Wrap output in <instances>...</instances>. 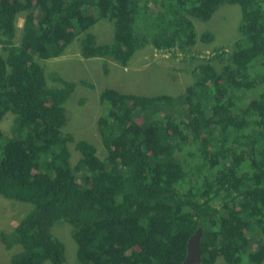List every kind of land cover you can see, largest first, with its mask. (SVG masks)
<instances>
[{
	"label": "trees",
	"instance_id": "obj_1",
	"mask_svg": "<svg viewBox=\"0 0 264 264\" xmlns=\"http://www.w3.org/2000/svg\"><path fill=\"white\" fill-rule=\"evenodd\" d=\"M225 5L241 18L220 70L202 60L176 97L104 89V153L61 130L76 84L47 76L41 61L98 19L112 23L113 39L98 45L85 34L84 59L126 68L150 47L153 65L171 48L193 60L192 47L214 38L198 39L193 20ZM68 142L79 153L73 166ZM0 197L16 214L0 232L10 264H181L197 228L199 264H241L247 254L259 264L264 248L247 250L264 236V0H0ZM62 222L77 245L70 258L52 235Z\"/></svg>",
	"mask_w": 264,
	"mask_h": 264
},
{
	"label": "rangeland",
	"instance_id": "obj_2",
	"mask_svg": "<svg viewBox=\"0 0 264 264\" xmlns=\"http://www.w3.org/2000/svg\"><path fill=\"white\" fill-rule=\"evenodd\" d=\"M241 18L240 7L238 5H225L219 7L207 22L193 20L197 37H201L207 32L213 33V41L210 45L198 42L194 47V52L198 57L179 60H163L160 57L154 58L156 64H151L149 51L152 48L147 47L146 53L141 57L136 55L129 62L128 67L123 68L120 65L112 63L110 59L95 60L84 59L80 56L81 45L79 41L72 42L67 48L66 55L55 60L41 61L46 75H59L62 79L74 82L76 87L69 99L65 102L67 111V121L61 128L65 133L73 136L74 142L86 141L97 147L100 153H104L105 149L100 144V136L96 127L98 118L103 113V106L99 105L100 93L108 88L116 90L122 94H134L137 96L157 97V96H178L184 91V88L191 83V74L198 64L206 59H212L214 67L221 69L219 61L224 60L226 53L231 52L233 42L237 35V27ZM22 21V16L16 18L17 25ZM105 19H98L96 23L87 31L95 37V44H109L114 35V26ZM19 32L17 30V36ZM84 35H81L83 37ZM224 46L223 54L217 58L219 51L215 48ZM159 55V53L155 54ZM211 61V60H209ZM51 77V76H49ZM85 81L86 84L81 83ZM48 86L59 87L49 78ZM91 85V86H89ZM9 119H6L2 127H7ZM70 151V163H76L79 153L74 148L73 142L67 143ZM0 197V232L5 231L8 222H13L16 217L14 211L9 208V203ZM52 234L61 241L68 254V258L76 256V242L70 234V225L62 222L56 226H52ZM258 236V238H260ZM259 244L264 248V237L259 239ZM258 242L255 241L251 246V252L255 253L259 249ZM10 256L0 245V264H10ZM250 257L242 258L241 264H253L249 260ZM74 257L70 263L73 264ZM50 264V263H45ZM216 264H226L222 258L218 259ZM259 264H264V257Z\"/></svg>",
	"mask_w": 264,
	"mask_h": 264
},
{
	"label": "clouds",
	"instance_id": "obj_3",
	"mask_svg": "<svg viewBox=\"0 0 264 264\" xmlns=\"http://www.w3.org/2000/svg\"><path fill=\"white\" fill-rule=\"evenodd\" d=\"M194 20H196V19H194ZM19 24L21 25V22H20ZM19 24H18V25H19ZM16 25H17V23H16ZM193 25H194V23H193ZM90 28H91V27H90ZM90 28H89V29H90ZM193 28H194V27H193ZM89 29H87V31H88ZM17 30H18V32H19L20 28L17 27ZM194 30H195V28H194ZM87 31L84 32V33H82V34H80V35H78V36L73 40V42L76 41V40L79 41V42H81V40H82V38H83V37L80 38L81 35H85V34H87V33L91 34L90 32H87ZM18 35H19V34H18ZM91 35L93 36V34H91ZM93 37H94V36H93ZM94 41H95V37H94ZM94 43H95V42H94ZM197 44H198V43H197ZM197 44H196L195 46H197ZM80 45H81V44H80ZM195 46L192 47L193 50H194V47H195ZM68 47H69V46H68ZM68 47H67V48H68ZM67 48L65 49V51H64L59 57L54 58V59H50V60H55V59L62 58L63 56H65V55H66V52H67ZM192 48H191V49H192ZM80 51H81V50H80ZM80 56H81V52H80ZM154 57H157V58L160 57V58L163 59V60H170V59L175 60V59H176L177 62H179V60H181V59H184V57L181 56V53L178 51V49H175V48H171V49H169V50H165V51H160V52H159V55H155ZM186 57H188V56H186ZM168 58H170V59H168ZM188 60H189V58H188ZM63 80H64V79H63ZM65 81H66V80H65ZM60 85H61V84H60ZM75 87H76V86H75ZM55 88L60 89V88H62V85L59 86V87H55ZM74 89H75V88H74ZM73 91H74V90H73ZM99 96H100V95H99ZM173 97H176V96H173ZM99 100H100V98H99ZM66 101H67V100H65V101L63 102V104H62V107H63L65 110H66V108H65V102H66ZM99 105H100V102H99ZM100 106H101V105H100ZM103 108H104V107H103ZM65 114H66V117H67V111H66ZM66 121H67V120H66ZM66 121H65V122H66ZM3 123H4V122H3ZM3 123H2V124H3ZM2 124H1V127H2ZM2 128H3V127H2ZM261 237H264V236L261 235ZM261 237H260V238H261ZM260 238L257 237V239H256L257 242H258V248H257V249H259V246H262V245L259 244V239H260ZM256 240H255V241H256ZM255 241L253 242V244L255 243ZM251 246H252V245H250V248L247 250L248 253L251 252ZM247 255H248V254H247ZM247 255H246V258H248Z\"/></svg>",
	"mask_w": 264,
	"mask_h": 264
},
{
	"label": "water",
	"instance_id": "obj_4",
	"mask_svg": "<svg viewBox=\"0 0 264 264\" xmlns=\"http://www.w3.org/2000/svg\"><path fill=\"white\" fill-rule=\"evenodd\" d=\"M202 236L201 228H197L196 231L187 241L186 256L181 264H199L201 263V248L200 240Z\"/></svg>",
	"mask_w": 264,
	"mask_h": 264
},
{
	"label": "crops",
	"instance_id": "obj_5",
	"mask_svg": "<svg viewBox=\"0 0 264 264\" xmlns=\"http://www.w3.org/2000/svg\"><path fill=\"white\" fill-rule=\"evenodd\" d=\"M20 22H21V21H20ZM21 26H22V22H21V25H20V24H19V25H17V27H18V28H21Z\"/></svg>",
	"mask_w": 264,
	"mask_h": 264
}]
</instances>
